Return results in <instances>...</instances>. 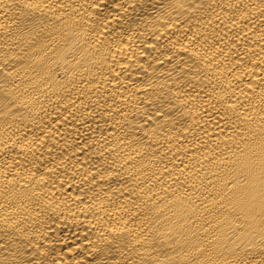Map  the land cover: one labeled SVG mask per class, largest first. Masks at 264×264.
<instances>
[{
	"label": "bare ground",
	"instance_id": "6f19581e",
	"mask_svg": "<svg viewBox=\"0 0 264 264\" xmlns=\"http://www.w3.org/2000/svg\"><path fill=\"white\" fill-rule=\"evenodd\" d=\"M0 264H264V0H0Z\"/></svg>",
	"mask_w": 264,
	"mask_h": 264
}]
</instances>
